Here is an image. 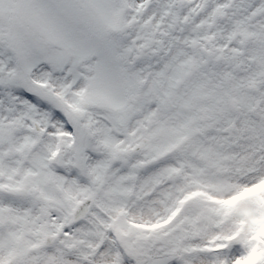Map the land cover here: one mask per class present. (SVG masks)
I'll list each match as a JSON object with an SVG mask.
<instances>
[{"label":"snow or ice","instance_id":"snow-or-ice-1","mask_svg":"<svg viewBox=\"0 0 264 264\" xmlns=\"http://www.w3.org/2000/svg\"><path fill=\"white\" fill-rule=\"evenodd\" d=\"M0 264H264V0H0Z\"/></svg>","mask_w":264,"mask_h":264}]
</instances>
